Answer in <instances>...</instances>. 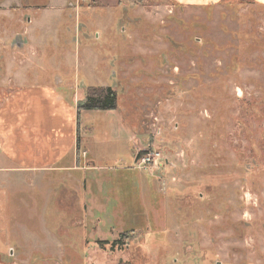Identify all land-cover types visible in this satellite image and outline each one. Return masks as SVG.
<instances>
[{
    "label": "rangeland",
    "instance_id": "1",
    "mask_svg": "<svg viewBox=\"0 0 264 264\" xmlns=\"http://www.w3.org/2000/svg\"><path fill=\"white\" fill-rule=\"evenodd\" d=\"M9 68L117 106L78 113L94 169L0 174V264H264V0H0Z\"/></svg>",
    "mask_w": 264,
    "mask_h": 264
},
{
    "label": "crops",
    "instance_id": "2",
    "mask_svg": "<svg viewBox=\"0 0 264 264\" xmlns=\"http://www.w3.org/2000/svg\"><path fill=\"white\" fill-rule=\"evenodd\" d=\"M26 20L29 24L33 17H27ZM26 30L25 26L24 32ZM25 42L19 40L18 45L22 46ZM24 74L22 70L9 68L0 75V174L5 173L2 177L14 171L70 168L62 161L66 152L72 149H74L75 163L71 168L94 169L95 162L92 159L89 165H86L88 167L78 163L80 161L84 163V156L87 153L83 149L82 159L79 158L80 138L77 126L74 131L70 125V131L65 135L67 142L62 136L61 124L68 119L71 124L74 120L77 124L79 114L76 112L79 102L74 100L76 106L70 107L64 99L61 86L69 84L74 90L80 91L78 84L75 81L70 84L61 80L57 83V87L39 86L38 83L33 84L23 80L21 75ZM134 139L136 140L137 136L132 134L131 140ZM133 156L135 159L136 154L134 153ZM58 164L59 166H56Z\"/></svg>",
    "mask_w": 264,
    "mask_h": 264
},
{
    "label": "trees",
    "instance_id": "3",
    "mask_svg": "<svg viewBox=\"0 0 264 264\" xmlns=\"http://www.w3.org/2000/svg\"><path fill=\"white\" fill-rule=\"evenodd\" d=\"M117 106V95L110 87H86L84 91V99L77 104V113L81 109L90 110H112ZM77 118V131H78Z\"/></svg>",
    "mask_w": 264,
    "mask_h": 264
},
{
    "label": "built area",
    "instance_id": "4",
    "mask_svg": "<svg viewBox=\"0 0 264 264\" xmlns=\"http://www.w3.org/2000/svg\"><path fill=\"white\" fill-rule=\"evenodd\" d=\"M140 154V155H139ZM139 155V156H138ZM162 159L160 152L139 151L134 159V166L137 169L152 170L155 166H159V161Z\"/></svg>",
    "mask_w": 264,
    "mask_h": 264
},
{
    "label": "flooded vegetation",
    "instance_id": "5",
    "mask_svg": "<svg viewBox=\"0 0 264 264\" xmlns=\"http://www.w3.org/2000/svg\"><path fill=\"white\" fill-rule=\"evenodd\" d=\"M123 8H124V6H123ZM128 9H126V8H124V12L126 13V11H127ZM124 13V15H123V17H122V20H121V22H129L130 23V21H131V23L132 24H135L134 22H135V18H131L129 15H127V14H125ZM126 24V23H125ZM161 57H162V55H161ZM165 57V56H164ZM163 60H164V58H163ZM89 87V86H88ZM104 87V86H103ZM106 87H110L111 89H113L114 91L116 90L115 88L116 87H114V86H106ZM85 89L86 88H84L83 89V91H85ZM80 90H81V88H80ZM115 93L117 94V92L115 91ZM83 99H84V96H83V98H81V99H79V103L80 102H82L83 101ZM138 170H140V169H138ZM133 229H139V228H133Z\"/></svg>",
    "mask_w": 264,
    "mask_h": 264
}]
</instances>
